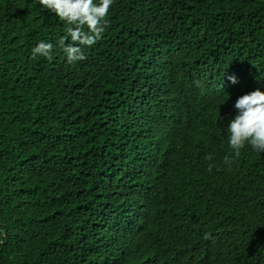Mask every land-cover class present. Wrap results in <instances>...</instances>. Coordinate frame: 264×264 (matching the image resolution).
<instances>
[{"label":"trees","instance_id":"trees-1","mask_svg":"<svg viewBox=\"0 0 264 264\" xmlns=\"http://www.w3.org/2000/svg\"><path fill=\"white\" fill-rule=\"evenodd\" d=\"M107 20L69 62L65 21L0 0V264H264V153L227 132L264 85V0H115Z\"/></svg>","mask_w":264,"mask_h":264},{"label":"clouds","instance_id":"clouds-1","mask_svg":"<svg viewBox=\"0 0 264 264\" xmlns=\"http://www.w3.org/2000/svg\"><path fill=\"white\" fill-rule=\"evenodd\" d=\"M115 0H38L43 9L65 21L67 37L73 42L65 45L64 52L69 62L86 59L79 45L92 46L103 33L110 7ZM86 26V30L84 28ZM65 44V40H61ZM53 44L40 40L31 49L33 57L50 58ZM231 84L238 83L235 73L227 75ZM234 114L227 120L228 145L233 156L250 145L255 151L264 153V85L246 91L236 97L233 103ZM225 163H231L225 157Z\"/></svg>","mask_w":264,"mask_h":264}]
</instances>
